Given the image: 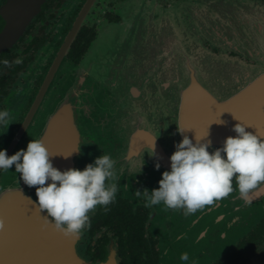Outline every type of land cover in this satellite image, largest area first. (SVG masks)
<instances>
[{
	"label": "flooded vegetation",
	"instance_id": "1",
	"mask_svg": "<svg viewBox=\"0 0 264 264\" xmlns=\"http://www.w3.org/2000/svg\"><path fill=\"white\" fill-rule=\"evenodd\" d=\"M151 1L0 0V111L9 113L10 124L0 127V150L6 149L11 156L26 150L31 140H42L58 111L70 104L76 140L71 168L83 170L97 157L109 155L114 178L107 183L117 188L109 205H98L88 213L90 223L78 234L77 252L83 260L103 264L114 256L119 264H264V186L253 190L251 202L245 203L234 182L230 195L188 216L162 203L148 207L145 191L158 188L162 173L168 170L167 107L161 108L160 116L154 115L159 123L154 130L140 117L132 124L122 123L115 108L86 106L78 112L74 103V90L67 83L77 75L75 69L86 59L103 24L122 23L123 14H157L152 9H168L183 0H153L142 8ZM208 1L215 7L224 3L230 8L241 4L245 9L248 5L264 8V0ZM229 14H235L234 10ZM204 46L213 54L256 65L231 51L233 46L226 45L227 51L209 41ZM132 78L124 77L128 82L127 92L122 93L125 99L136 97L128 92L134 86ZM231 81L222 87L224 91L236 89L234 78ZM116 94L106 97L120 99L121 94ZM129 116L125 115L131 122ZM17 193L37 199L35 187L24 185L13 165L0 172L4 210ZM185 252L189 261L180 260ZM35 256L39 258V254H17L20 264H35L30 261Z\"/></svg>",
	"mask_w": 264,
	"mask_h": 264
},
{
	"label": "water",
	"instance_id": "2",
	"mask_svg": "<svg viewBox=\"0 0 264 264\" xmlns=\"http://www.w3.org/2000/svg\"><path fill=\"white\" fill-rule=\"evenodd\" d=\"M155 10L152 9L154 13ZM233 10L235 14H229ZM156 11L157 14H135V22L109 27L108 33L117 35L116 46H125L122 40L127 38V28L131 27L135 33V45L124 50L129 59L121 55V60L115 62L118 68H111L107 84L115 86L113 76L133 77L134 86L128 92L136 97L131 101L158 103L157 115L166 102L168 141L172 144L167 158L168 170L170 156L176 150L175 144L182 140L183 135L195 142V136L204 137L209 131L206 139L211 140L210 149H213L222 146L226 137L236 136L233 127L241 122L248 126L247 131L264 139V8L248 5L245 9L242 4L230 8L224 3L215 7L210 1L202 0L181 1L170 9ZM172 14H180L188 29L177 25ZM206 41L223 49L226 45L233 46L235 48L231 51L244 55L256 65L216 56L205 48ZM97 50V45H93L89 54L92 59L78 69L75 76V82L82 90L87 78L97 76L93 64L88 68L90 63L99 59V51L102 56L101 45L98 55ZM220 61L237 63V66L222 67L224 71L221 73L220 67L214 64ZM215 74L219 78L226 77L219 83L222 87L234 78L236 89L232 92L213 89L210 81ZM241 76L244 77L242 81ZM136 78L141 79L136 81ZM78 86L73 89L75 93ZM103 98L110 105L120 103V99ZM72 109L67 104L58 111L42 139L54 155L53 166L61 171L72 167L75 154V127L70 121ZM220 121L224 123L219 124ZM178 128L186 130L181 134ZM71 153V159L63 157ZM2 199L6 198L0 194V219L4 221V229L0 230V264H20L19 253L39 254V258L35 256L30 260L35 264H90L77 252L78 235L67 237L57 231L46 213L41 212L30 197L19 193L10 196V207L8 205L5 210ZM103 264L119 263L111 256Z\"/></svg>",
	"mask_w": 264,
	"mask_h": 264
},
{
	"label": "clouds",
	"instance_id": "3",
	"mask_svg": "<svg viewBox=\"0 0 264 264\" xmlns=\"http://www.w3.org/2000/svg\"><path fill=\"white\" fill-rule=\"evenodd\" d=\"M8 117L7 111H0V127H9ZM247 128L241 122L235 124L236 136L226 137L223 145L213 151L211 140L206 139L209 131L204 137L195 136V142L183 135L175 144L170 170L162 173L159 187L145 191L146 206L162 203L168 209H182L188 216L230 195L234 182L240 198L250 203V193L264 186V139ZM178 130L183 134L186 129ZM152 151L155 155L154 143ZM53 156L42 140H31L26 150L20 149L11 156L6 149L0 150V172L14 165L23 184L35 187L34 203L38 209L46 213L57 231L74 237L89 225L91 210L114 200L116 185L107 183L114 178V161L109 155H101L83 170L61 171L53 166ZM156 168L159 170V163ZM136 194L140 195L139 190ZM3 229L4 221L0 219V230ZM180 260L189 261L188 253H183Z\"/></svg>",
	"mask_w": 264,
	"mask_h": 264
},
{
	"label": "rangeland",
	"instance_id": "4",
	"mask_svg": "<svg viewBox=\"0 0 264 264\" xmlns=\"http://www.w3.org/2000/svg\"><path fill=\"white\" fill-rule=\"evenodd\" d=\"M185 1V0H183ZM154 3L155 1H151L149 3H147L146 6L142 5V8H148L151 3ZM172 6L170 5V7L168 9H170ZM157 10V9H156ZM158 12V11H157ZM173 15V14H172ZM176 18V24L180 25L181 27H185L186 29H188V24H186L183 19L182 16H180V14H174L173 15ZM135 14H123V22L119 23V24H103V26L101 27V30L99 32V38L93 43V45H97L98 50L96 51V54L98 55V51L101 45V49H103V53L101 56V53L99 51V59L93 61L92 63L89 64L88 68L91 67V64H93L92 68L93 70H95L96 75L98 76H91L89 78H87L86 82H85V86L84 89L82 90V87L78 84H76V78L75 75L69 79V82L67 83L70 86V90H73L75 88V86L79 87V92L77 90V93L72 92L74 94L73 100L75 105H77V109L78 112H80V110L82 108H85L86 106H88L89 108H95V109H99V110H103L106 108H115L114 110L119 111L120 116H121V120L122 123H125L126 125H128L129 123L132 124L133 121L136 120V117H142L141 120H143L145 123H147L148 127H153L154 130H158L157 129V125H159V123L157 122V118L154 116L156 114L157 108H158V103L154 102V101H147L145 102H141L139 101L134 102L131 101V99H127L126 101H124V96L122 95L123 92H125V88L128 84V82L126 81V79H124L123 75L121 74V76L118 79H115V77H111L113 78V82L115 83V86L113 85L112 87H109L107 84V76L110 74L111 72V68H118V64L115 63L119 60H121L122 56H126L127 59H129V55L124 52V50H126V47L132 48L135 45V33L132 30L131 27L127 28V38L123 39V43L125 44V46H116L115 45V40L117 38V35H112L108 33L109 27L111 26H124L125 24H127L128 22H135ZM115 31V30H114ZM103 34V38L102 37ZM92 45V46H93ZM225 47V46H224ZM92 48V47H91ZM206 48V47H205ZM220 48V47H219ZM223 49V48H221ZM91 50V49H90ZM223 51H227L226 48L223 49ZM89 54L90 51L86 57V59L84 60V62L79 66V68L75 69L76 72L78 71V69H81L83 66H86V62L90 61L92 59V57L89 58ZM216 55V54H214ZM219 56V55H216ZM223 57L232 59L233 62L236 61V58H230L227 55H222ZM214 64H217L218 67H220L219 70H221V73L224 71L221 68L225 67V66H237L236 63H225V62H214ZM243 64V63H242ZM162 67V65H161ZM216 73H219V71H216ZM110 78V77H109ZM138 79L141 78H136V81H139ZM226 77H218L215 74V77L211 79V87L215 90H219V91H223L222 86L219 84L222 81H225ZM119 93L120 95V103H117L116 105H109V106H105L103 105L105 102V99L103 98L104 96L110 97V95L112 94H116ZM117 95V94H116ZM166 104V102H165ZM165 104L161 105V106H166ZM111 108V109H112ZM130 115V121L129 122L127 120V118L125 117V115ZM160 116V115H159ZM166 126L167 129L169 128V122L167 119L166 122ZM172 151V144L169 143L168 141V153H170Z\"/></svg>",
	"mask_w": 264,
	"mask_h": 264
}]
</instances>
